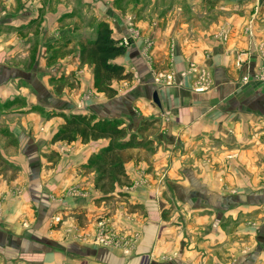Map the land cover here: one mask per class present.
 I'll use <instances>...</instances> for the list:
<instances>
[{"label": "crops", "instance_id": "1", "mask_svg": "<svg viewBox=\"0 0 264 264\" xmlns=\"http://www.w3.org/2000/svg\"><path fill=\"white\" fill-rule=\"evenodd\" d=\"M99 22L110 98L78 54ZM263 70L264 0H0V264H264ZM70 114L152 120L153 152L104 194L108 139L53 140Z\"/></svg>", "mask_w": 264, "mask_h": 264}, {"label": "trees", "instance_id": "2", "mask_svg": "<svg viewBox=\"0 0 264 264\" xmlns=\"http://www.w3.org/2000/svg\"><path fill=\"white\" fill-rule=\"evenodd\" d=\"M77 44L80 62L92 66L94 88L109 98L116 95V90L111 87L112 81L130 78V73L111 62L125 52L124 45L112 38L111 30L104 22L96 23L93 39L80 40ZM63 118L64 123L54 134L53 140L72 142L76 136L83 143L108 139L105 147L88 158L86 166L95 172L94 186L104 194L113 192L116 186L127 185L124 163L133 157L132 150L153 152V139L147 134V130L154 124L152 120L142 121L136 132L130 133L119 120H95L83 114H70ZM117 195L125 196L122 192Z\"/></svg>", "mask_w": 264, "mask_h": 264}, {"label": "built area", "instance_id": "3", "mask_svg": "<svg viewBox=\"0 0 264 264\" xmlns=\"http://www.w3.org/2000/svg\"><path fill=\"white\" fill-rule=\"evenodd\" d=\"M121 44L125 45L126 41L122 42ZM201 78L205 81L206 76L204 73H201ZM153 80L156 83V85H158L160 87H164L166 85H169L172 82V75L169 73L158 72L154 75ZM204 89H205V86H203V85L199 86V88H198L199 91H202ZM96 240L103 243V244L109 242V239L105 234H100V236H98Z\"/></svg>", "mask_w": 264, "mask_h": 264}, {"label": "rangeland", "instance_id": "4", "mask_svg": "<svg viewBox=\"0 0 264 264\" xmlns=\"http://www.w3.org/2000/svg\"><path fill=\"white\" fill-rule=\"evenodd\" d=\"M166 1H169V0H166ZM170 1L172 2L173 0H170ZM259 77H260V78H259ZM259 77L257 76L258 79H264V70L261 72V74L259 75ZM237 216H239L238 218H242V215H237ZM254 217H255V216H254ZM254 217H252V220H250L251 223L255 221V220H254ZM247 220H248V219H247Z\"/></svg>", "mask_w": 264, "mask_h": 264}]
</instances>
